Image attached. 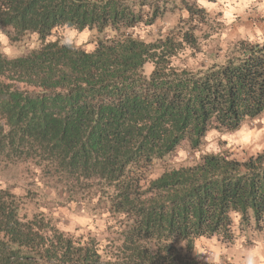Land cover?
<instances>
[{"label": "trees", "instance_id": "obj_1", "mask_svg": "<svg viewBox=\"0 0 264 264\" xmlns=\"http://www.w3.org/2000/svg\"><path fill=\"white\" fill-rule=\"evenodd\" d=\"M169 1L187 15L133 39ZM65 21L97 33L94 53L0 57V176L20 179L0 184V264H204L191 241L233 244L232 208L242 234L263 231L264 154L199 153L179 171L174 156L264 114V45L221 39L197 0H0L16 46ZM72 206L104 219L102 234L61 231L56 212Z\"/></svg>", "mask_w": 264, "mask_h": 264}, {"label": "clouds", "instance_id": "obj_2", "mask_svg": "<svg viewBox=\"0 0 264 264\" xmlns=\"http://www.w3.org/2000/svg\"><path fill=\"white\" fill-rule=\"evenodd\" d=\"M197 4L210 13L213 10L221 12L222 15L218 16L217 19L225 26H231L235 23L237 17L244 14L246 9L251 11L254 8L257 14L264 16V0H217L216 3L211 2V0H197ZM186 15L187 13H185ZM131 31L133 39L137 38V32L139 37L144 39V34L149 29L144 27L143 29ZM165 31H167V28ZM229 31H231L230 28ZM116 35L115 32L109 30L107 38L112 39ZM239 38L246 39L253 44L264 45V29L261 27H255L254 29L240 27ZM98 40L97 33L91 30L90 26L80 27L68 21L55 25L50 35L43 41H41L39 33H30L20 46L14 45L10 35L0 30V57L16 60L21 56L38 52L48 44L67 47L72 51L82 50L84 54L90 55L99 46ZM176 65L177 61L173 60L169 68H174ZM155 68V64L149 65L144 75L150 76ZM204 141L201 155L219 157L226 151L247 152L248 155L253 157L262 155L264 154V116H258L250 122L241 123L231 133L216 128L209 129L204 136ZM176 159L177 164L174 170L179 171L180 167L188 166L186 162L189 160V154L181 150L178 152ZM227 217L230 221L229 228L233 235V243L238 250H242L239 256L240 264H264V238L257 239L251 245L246 246L248 245L247 237L241 232L243 213L238 208H232L228 211ZM57 227L63 232L73 233L76 237L82 234L81 231H75L72 227H65L63 224ZM212 239H218V237H213L211 234L195 236L191 241L192 251L197 258H203L204 264H223L224 249L220 247L209 248L207 246L206 242ZM187 244H189L187 240L182 243V245Z\"/></svg>", "mask_w": 264, "mask_h": 264}, {"label": "rangeland", "instance_id": "obj_3", "mask_svg": "<svg viewBox=\"0 0 264 264\" xmlns=\"http://www.w3.org/2000/svg\"><path fill=\"white\" fill-rule=\"evenodd\" d=\"M176 4V6L174 7L172 1L168 2V7L166 9L165 14L160 17L159 19H157V21L150 26L149 31H147L144 34V39L145 40H149L151 37L153 38L156 34H157V30L160 26H162L163 29H166V26L169 25H173L177 22V17L179 15L181 16H185V10L180 9V6H182V4L178 3V2H174ZM209 15L212 19V24L211 26H223L222 31L220 33V37L221 39H235V38H239V29L240 27H245L248 29H254L255 27H261L263 29L262 26H225L222 22H220L217 17L222 15L221 12H217L215 10H213V12H209ZM229 28L231 29V31H229ZM137 35L138 32H137ZM260 116H264L260 115ZM256 118V117H255ZM229 133V132H228ZM205 144V143H204ZM204 147V145H203ZM202 147V149H203ZM184 150L186 152H188L189 154V160L186 163H190L194 158H196V156L199 155V153L201 152H196V151H190L189 148L187 146H181L180 148H178V150L175 153L174 159L175 162L177 163V154L179 151ZM238 158H243V157H247L250 156L247 154V152H233ZM3 174L9 178V175L12 174L11 171H5L3 172ZM1 175V174H0ZM18 175H15V179H13L12 181L0 176V184L1 186H5L7 185L9 182H19L18 180ZM56 216L59 218V222L58 225L63 224L65 227H72L75 231H91L93 233L99 234L101 235L102 232L104 231L105 228V223H104V219H98V218H92L88 215H86L85 213H83L80 210H77L76 208L70 207H61L57 210L56 212ZM103 236V235H102Z\"/></svg>", "mask_w": 264, "mask_h": 264}, {"label": "crops", "instance_id": "obj_4", "mask_svg": "<svg viewBox=\"0 0 264 264\" xmlns=\"http://www.w3.org/2000/svg\"><path fill=\"white\" fill-rule=\"evenodd\" d=\"M216 2L217 0L214 1L213 3ZM231 26H262L264 29V16H260L259 14H257L254 8L251 11L246 9L245 13L242 14L241 16H238L237 21L233 23ZM244 235H246L248 240V245L246 246H249L255 240L264 238V230L254 233H248ZM206 243L209 248L220 247L224 249L225 254L223 256V264H240L239 256H240V251L242 250H238L235 247L234 243L231 245H225L220 241H218L217 239L209 240ZM196 259L203 261L202 257L197 258L196 256Z\"/></svg>", "mask_w": 264, "mask_h": 264}]
</instances>
